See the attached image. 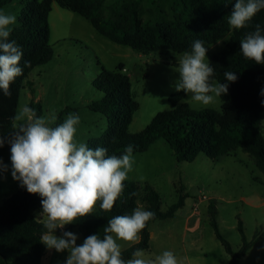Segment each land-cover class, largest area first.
I'll return each mask as SVG.
<instances>
[{
  "label": "trees",
  "instance_id": "trees-1",
  "mask_svg": "<svg viewBox=\"0 0 264 264\" xmlns=\"http://www.w3.org/2000/svg\"><path fill=\"white\" fill-rule=\"evenodd\" d=\"M14 2H20L23 7L20 24L9 39L15 40L23 51L21 67L24 61H30L31 66L23 67V75L12 83L10 97L0 91V134L5 137L11 131L21 89L29 74L54 57L49 22L54 3L89 21L109 40L150 54L163 50L183 53L191 51L195 40L203 41L207 48L224 39L230 33L227 18L236 0H175L173 18L159 23L144 21L141 8L135 1L130 2L117 17L103 16L104 0H0V8ZM257 24L264 34V10L258 12L245 28L234 29L225 49L210 61L215 70L211 81L226 83L224 73L228 71L238 77L229 83L228 93L220 97L221 111L192 109L185 102V93H174L169 98L171 109L158 113L142 132L136 134L129 132L140 108L132 93L131 77L123 72V64L111 72L99 63L102 69L94 86L104 96L90 109L106 116L108 131L92 142L90 148L104 147L109 155H121L126 146L132 145L135 155L147 152L162 140L175 153L179 163H193L201 157L217 162L242 151L253 158L264 175V104L261 103L264 97L260 95L264 88V65L246 60L239 47L243 36L254 31ZM29 107L35 109L37 115L42 111L41 104L31 103ZM0 149H10V145L5 143ZM178 193V201L163 211L161 196L152 185L127 180L125 190L112 211H102L97 204L90 216L69 225L68 230L78 229L83 240L91 234L102 238L103 228L112 217L131 214L136 207L152 211L155 216L140 233V241L122 251L125 260L131 259L137 248L151 249L152 223L174 218L177 211L185 206L189 194L184 192V188ZM40 200L39 195L29 194L20 186L0 205V264H42L46 247L40 241L46 229L34 215L35 211L42 210ZM209 214L217 239L231 257L229 264H240L249 250L263 238L264 234L256 232L253 239L248 240L240 221L243 245L235 251L220 231L214 201L209 204ZM60 234L58 229L56 235Z\"/></svg>",
  "mask_w": 264,
  "mask_h": 264
},
{
  "label": "rangeland",
  "instance_id": "rangeland-1",
  "mask_svg": "<svg viewBox=\"0 0 264 264\" xmlns=\"http://www.w3.org/2000/svg\"><path fill=\"white\" fill-rule=\"evenodd\" d=\"M132 1L139 4L142 18L146 22L159 23L173 18L175 0H104L103 16L117 17ZM22 7L20 2H14L0 10L15 14L18 18L17 27ZM49 22L54 57L29 74L21 89L18 110L24 105L29 107L31 103L41 104L42 111L37 116H55V124L62 123L70 113L78 114L80 124L77 126L76 138L90 147L92 142L108 131L106 116L90 109L94 102L102 100L104 96L94 86L102 69L99 63L111 72L123 64V72L131 77L132 93L140 105L129 128L131 134L142 132L158 113L171 109L169 98L178 93L174 90L178 79L175 67L182 53L163 50L143 54L117 44L102 36L89 21L58 4L53 6ZM225 37L228 40L224 38L222 43L208 47L209 61L225 49L231 35L228 33ZM185 102L195 110L221 111L222 108L221 98L205 106L193 101L189 94ZM262 131L264 134V120ZM133 156V171L129 173L128 181L152 185L161 196L163 211L178 201L181 188L189 194L185 206L177 211L173 219L159 220L152 224L154 245L150 251H145L149 256L170 250L180 264H196L200 258L204 259L198 250L202 244L191 235L187 238L184 236L186 218L193 211L196 200L200 202L202 196L215 202L220 231L234 250L237 251L241 243L240 221L248 239H253L256 232L264 234V206L260 207L264 203V175L249 154L239 151L217 162L201 157L193 163H179L175 153L160 140L147 152ZM0 159L9 167V171L0 176L2 205L18 191L20 185L11 177L10 149H0ZM206 201L208 205L212 202L210 199ZM199 208L201 224L198 232L203 237L201 242L207 248L214 242L222 246L210 224L206 203ZM40 212L37 210L34 215L41 222L38 216ZM68 226L64 231L78 234L77 243H82L80 231L68 230ZM118 242L122 251L136 244ZM259 246L264 249V235ZM67 255V252L57 253L46 249L42 264H64Z\"/></svg>",
  "mask_w": 264,
  "mask_h": 264
},
{
  "label": "clouds",
  "instance_id": "clouds-1",
  "mask_svg": "<svg viewBox=\"0 0 264 264\" xmlns=\"http://www.w3.org/2000/svg\"><path fill=\"white\" fill-rule=\"evenodd\" d=\"M261 10H264V0H236L227 18L229 36L232 29L245 28ZM17 23L15 14L0 10V91L7 97L11 96L12 83L23 75V67L31 66L30 61H24L21 67L23 51L15 40L9 39ZM239 47L246 60L264 65V34L259 24L243 36ZM207 51L203 41L195 40L191 51L183 52L179 58L175 67L178 79L174 84L176 92L190 94L193 101L205 106L226 95L229 83L238 79L234 72L228 71L224 73L226 83L211 81L215 70ZM260 95L264 97V88ZM55 119V116H37L35 109L24 105L12 118L10 138L0 134V148L5 143L10 145L12 179L29 194L41 198L42 210L38 216L46 231L40 242L46 249L67 252L64 264H180L170 250L149 256L144 249L137 248L131 259L123 258L118 241L137 242L155 216L141 207L134 208L131 214L109 219L102 238L91 234L78 244V234L64 231L67 225L90 216L97 204L102 211H112L133 171L134 156L132 145L126 146L121 155H109L104 147L92 149L79 142L76 138L78 114H68L60 124H55ZM7 171L8 165L0 159V176Z\"/></svg>",
  "mask_w": 264,
  "mask_h": 264
},
{
  "label": "crops",
  "instance_id": "crops-1",
  "mask_svg": "<svg viewBox=\"0 0 264 264\" xmlns=\"http://www.w3.org/2000/svg\"><path fill=\"white\" fill-rule=\"evenodd\" d=\"M55 4H57V3H54L53 6ZM209 199H210V201H212L211 198H209ZM203 203H206V207L208 209V214H209L208 202L207 201L198 202V199H197L194 206H197L198 210L195 211V207H193V211L190 212L189 215L187 216L186 223H185L184 236L187 238L188 235H191L192 237H195L196 242L198 241L202 244L201 247H198V250L201 251V255L204 257V259L200 258L199 260L196 261V264H229L231 257L227 253V251L225 250V248L223 247L222 244H221L222 246H219V244H216L214 242L212 244V246L207 248L206 244H203L201 242V241H203V237L198 232V230L200 228V224H201V219L199 218V215H200V208L199 207ZM261 206H264V203L262 205H260V207ZM209 216H210V214H209ZM155 222H157V221H155ZM152 224H151V226H152ZM151 226H150V231H151V249H152L153 245H154L155 236H154L153 231L151 230ZM140 239H141V237L139 238V240L137 242H139ZM248 240H250V239H248ZM259 241L249 250L247 255L242 258L240 264H264V249H262L259 246ZM242 245H243V241H242V236H241V243H240V247L238 248V250L241 248ZM45 257H46V254H45L44 258Z\"/></svg>",
  "mask_w": 264,
  "mask_h": 264
},
{
  "label": "built area",
  "instance_id": "built-area-1",
  "mask_svg": "<svg viewBox=\"0 0 264 264\" xmlns=\"http://www.w3.org/2000/svg\"><path fill=\"white\" fill-rule=\"evenodd\" d=\"M209 198H207L206 196H202V198H200V201H206V200H208ZM198 210V207L197 206H195V211H197Z\"/></svg>",
  "mask_w": 264,
  "mask_h": 264
}]
</instances>
